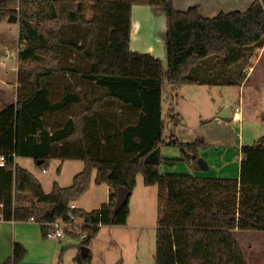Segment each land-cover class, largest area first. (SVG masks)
Instances as JSON below:
<instances>
[{"label": "trees", "instance_id": "obj_1", "mask_svg": "<svg viewBox=\"0 0 264 264\" xmlns=\"http://www.w3.org/2000/svg\"><path fill=\"white\" fill-rule=\"evenodd\" d=\"M93 6L91 18L85 10ZM135 4L166 15L167 81L185 85L241 86L246 67L264 45V0L246 10L205 16L200 6L178 8L174 0H0V20L20 23V76L31 90L0 111V213L6 219H84L88 246L103 224L126 223L130 197L116 213L119 186L135 189L138 175L158 186L156 264H249L235 228L264 230V135L243 144L240 177L162 172L183 160L199 167L202 137L184 142L164 137L163 61L131 47ZM55 116V117H54ZM264 120V113L262 114ZM166 144L180 158L165 157ZM33 157L46 168L52 158H80L73 182L49 192L16 161ZM96 182L113 188L109 201L86 211L70 208ZM3 182V183H2ZM27 252L14 241L1 264H18ZM79 264H92L78 254Z\"/></svg>", "mask_w": 264, "mask_h": 264}, {"label": "crops", "instance_id": "obj_2", "mask_svg": "<svg viewBox=\"0 0 264 264\" xmlns=\"http://www.w3.org/2000/svg\"><path fill=\"white\" fill-rule=\"evenodd\" d=\"M252 1L175 0V3L181 9L198 4L203 15L212 16L221 10L234 9L232 7L245 9L243 7H248ZM227 4H231L229 5L231 8H228ZM165 31L166 15L159 7L147 4L133 6L130 42L132 49L150 52L160 57L164 65L167 61ZM23 41L25 39L20 38L19 22L0 20V111L4 105L16 103L20 94L31 90V86L25 82L24 76H20L19 73V52ZM245 71L247 77L243 84L236 85V87L230 86L237 88L238 91L221 89L218 92L219 100H216L211 94L217 87L215 85L191 84L179 88L182 99L181 101L177 99L176 106L170 107L169 115L171 117L168 122L170 131L164 133V137L169 140L171 135L175 134L178 139L184 142L202 137L206 143L210 144L208 147L199 149L200 156L208 162V169L203 170L200 166L193 168L190 165L186 167L183 165L184 161L180 160L174 166L167 163L161 164L162 172L240 177L242 159L240 148L243 144L253 143L259 139L258 136L261 137L260 133L264 129V120L262 119L264 113V45L257 51ZM206 92L209 93L207 101L201 96V93L206 94ZM224 92H227L228 95ZM231 100L236 102L235 108L231 105ZM184 102L189 103L190 107ZM226 105L231 106V117L229 118L220 116ZM237 107H239L238 110ZM233 109L235 110L233 111ZM163 122H165L164 118ZM173 146L166 144L162 147L164 156L180 158V149ZM54 159L52 158L50 163ZM61 160V170L51 173L46 167L42 168L44 171L40 173L33 157L16 156V161L20 165L28 168L40 179L46 192L53 189L55 182L61 186L71 184L75 174L85 167L84 160L80 158ZM96 175L97 169H93L90 186L75 200L77 208L91 211L100 208L109 201L113 187L106 182H96ZM3 176L4 172L0 169V177L3 178ZM140 182L145 184L144 179H140L138 175L136 186L141 184ZM50 185H52V189L47 190L46 186ZM145 186L147 185L145 184ZM1 187L3 189H0V193L6 194L7 182L5 181ZM148 190V187L142 188L141 194L144 198H141V200L143 199L141 210H134V207L137 208V204H130V213L126 223L101 225L97 235L88 245V252H86L87 255H90L92 264H147L149 262L152 254V232L157 229V222L148 220V209L144 208L146 203H149V195L145 194ZM149 192L151 197L152 191ZM85 226L84 219L78 217L72 226H67L66 234L63 237L49 238L44 234L41 220L0 217V264L12 255L14 241H20L27 249L24 258L18 264H79L77 256L82 254L83 246H85L82 233H88ZM233 231L239 242L238 234H241L249 242V247L255 249L258 247L254 236L264 235V230L258 229L235 228ZM262 251L260 255H264V250ZM248 262L251 264L249 258ZM257 262L258 260L254 263L257 264Z\"/></svg>", "mask_w": 264, "mask_h": 264}, {"label": "rangeland", "instance_id": "obj_3", "mask_svg": "<svg viewBox=\"0 0 264 264\" xmlns=\"http://www.w3.org/2000/svg\"><path fill=\"white\" fill-rule=\"evenodd\" d=\"M229 5H231V4H227L226 6H228V8H231V7H229ZM176 6H178V5L176 4ZM92 8H93V6L89 2L87 4L86 10H85V14H86L87 18H91L92 17V14H93V9ZM224 8H226V7H224ZM232 8L241 9V8H237V7H232ZM243 8H245V9H241V10H246L248 7L245 6ZM230 10H233V9H230ZM218 12H220V11H218ZM217 13H215L214 15H216ZM214 15H212V16H214ZM167 69H168V64H167V61H166L164 63V65H163L164 82H163V86H162L163 108H164L163 118H164V121H165L164 122V126H165L164 127V133L165 134L170 131V127H169V123H168L170 121V117H171L169 115L170 107L176 106L175 102H176L177 99H179L180 101L182 99V96H181V93H180L181 91L179 89H174V87L167 81ZM215 86H217V87L215 88V90H213V92L211 94H213L212 96L215 97L216 100H219V98H220V94L218 92H220L221 89H223V90L224 89H227V90L233 89V91H235V92L238 91L237 88H231L230 86H222V85H215ZM224 94L228 95L227 92L226 93L224 92ZM208 95H209V93H207V92H206V94L201 93V96H202V98H204L205 101H207L209 99ZM184 103H186V102H184ZM230 103L235 108L236 102L234 100H231ZM188 104L189 103H186V105L188 107H190ZM234 110L235 109H233V111ZM252 126H254L253 123H252ZM263 135H264V129L260 133V136H263ZM258 138H259V136H258ZM249 142H253V141H249ZM173 147H175V146H173ZM174 149H176V148H174ZM65 163H69V162H65ZM49 165L47 166L49 172H51V173H54L55 171L57 172L58 170H61L62 160L60 158H55L53 161H51V163ZM183 165L187 167V165H189V164H188V162L184 161ZM38 171L41 173L44 170L41 167L38 166ZM139 178L142 179L143 175L140 174ZM140 183L141 184H138L135 187L136 189L133 190L134 192H133V194L130 197V200H131L130 204L131 205L137 204V208L134 207V210H141L142 209L141 202L143 200V199L141 200V198H144L143 195L141 194L142 188L143 187L144 188L148 187L149 190L147 192H145V194L149 195V197H148L149 203L147 202L146 203L147 205L144 208L148 209L147 210L148 220L157 222L156 220H157V217H158V210H159V206H158V203H159L158 202V186L156 184H151V185H147L146 184L147 186H145V184H142V182H140ZM50 184H51V182H50ZM46 188H48L47 190H51L52 189V185H50L48 187L46 186ZM150 190L152 191L151 197H150V192H149ZM152 233H153L152 234V243H151L152 254H151V257L149 258L150 260H149V262L147 264H156V230H153ZM238 237L240 238V242L242 243V246L245 249L246 257L249 258V260L251 261V264H255L254 262H256V260H258L257 264L264 263V259H263L264 255H260V253L263 252L262 250H264V235L260 234L258 236H254V241L257 243V247H258L257 249L250 248L249 247V242L246 241L245 240L246 238H244V236H242L241 234H238Z\"/></svg>", "mask_w": 264, "mask_h": 264}, {"label": "built area", "instance_id": "obj_4", "mask_svg": "<svg viewBox=\"0 0 264 264\" xmlns=\"http://www.w3.org/2000/svg\"><path fill=\"white\" fill-rule=\"evenodd\" d=\"M239 107H237V110ZM6 161L5 155L0 156V165H4ZM70 208H77V204L75 201H72L70 203ZM71 220H65L63 218H57L54 221L44 222V224L47 226L46 230L44 232L45 236L49 238H60L63 237L66 234V228L67 226L73 224V222L78 218L75 214H73L71 211L69 213ZM0 217H2V214L0 213ZM3 218V217H2ZM33 218V217H32ZM82 236L85 238L87 236V232H83Z\"/></svg>", "mask_w": 264, "mask_h": 264}, {"label": "water", "instance_id": "obj_5", "mask_svg": "<svg viewBox=\"0 0 264 264\" xmlns=\"http://www.w3.org/2000/svg\"><path fill=\"white\" fill-rule=\"evenodd\" d=\"M230 111H231V106L230 105H226L222 109V111L220 113V116L229 118V117H231ZM198 165L203 170H207L208 169V162L202 156H200L198 158ZM130 195H131V189L130 188H128L127 186H123V185L119 186L118 195H117V199H116V204H115L114 211H113V216H112L113 219L115 218L116 213L118 212V210L122 206H124V204L128 201ZM88 250H89L88 246H83L82 254L83 255H87L86 252H88Z\"/></svg>", "mask_w": 264, "mask_h": 264}]
</instances>
